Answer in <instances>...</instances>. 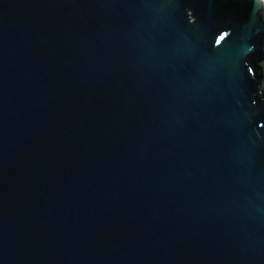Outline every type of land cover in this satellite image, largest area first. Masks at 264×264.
Instances as JSON below:
<instances>
[{
    "label": "water",
    "instance_id": "obj_1",
    "mask_svg": "<svg viewBox=\"0 0 264 264\" xmlns=\"http://www.w3.org/2000/svg\"><path fill=\"white\" fill-rule=\"evenodd\" d=\"M0 264H264V0H0Z\"/></svg>",
    "mask_w": 264,
    "mask_h": 264
}]
</instances>
